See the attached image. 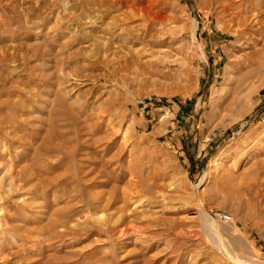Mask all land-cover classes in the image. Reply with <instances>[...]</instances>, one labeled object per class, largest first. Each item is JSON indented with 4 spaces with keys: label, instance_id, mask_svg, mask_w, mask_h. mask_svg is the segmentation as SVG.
I'll use <instances>...</instances> for the list:
<instances>
[{
    "label": "rangeland",
    "instance_id": "rangeland-1",
    "mask_svg": "<svg viewBox=\"0 0 264 264\" xmlns=\"http://www.w3.org/2000/svg\"><path fill=\"white\" fill-rule=\"evenodd\" d=\"M230 3L0 0V264H264V0L247 42Z\"/></svg>",
    "mask_w": 264,
    "mask_h": 264
},
{
    "label": "bare ground",
    "instance_id": "bare-ground-1",
    "mask_svg": "<svg viewBox=\"0 0 264 264\" xmlns=\"http://www.w3.org/2000/svg\"><path fill=\"white\" fill-rule=\"evenodd\" d=\"M246 2H247V0H231V3H230L231 6L229 7L230 8L229 21L231 23H233L235 26V28L232 26L233 28H231L230 30L234 34H237L238 38H241V39L244 38L245 42H247L249 40L248 34L251 30H256V29L258 30L260 28V26L258 24L262 20L261 16L258 17L257 15H254V14L250 15V16H247V15L241 16L244 13H247L249 10H252V9H247V8L243 9V7L246 5ZM256 10H259V9H256ZM197 27H198V22H197V20H194V32L197 30ZM251 33H253V32H250V34ZM106 53H107V51H106ZM207 177H208V174L206 173L204 178H203V181L204 180L206 181ZM203 213H204V216L207 218L208 222L211 223V225H212V232L214 233L215 237L217 238L216 240L218 242L220 249L226 255L231 257L232 251L230 250V248H228L227 243H225V241L222 239V230L220 229V227L218 225L216 226L214 224L212 216L209 214V212L205 208H203ZM220 216H221V218L225 219L222 215H220ZM231 219H232V217L230 216L229 220H231ZM246 264H248V263H246Z\"/></svg>",
    "mask_w": 264,
    "mask_h": 264
},
{
    "label": "built area",
    "instance_id": "built-area-1",
    "mask_svg": "<svg viewBox=\"0 0 264 264\" xmlns=\"http://www.w3.org/2000/svg\"><path fill=\"white\" fill-rule=\"evenodd\" d=\"M221 215H222L225 219H229V218H230V215L227 214V213H222Z\"/></svg>",
    "mask_w": 264,
    "mask_h": 264
}]
</instances>
